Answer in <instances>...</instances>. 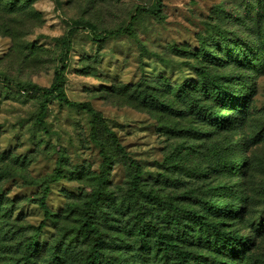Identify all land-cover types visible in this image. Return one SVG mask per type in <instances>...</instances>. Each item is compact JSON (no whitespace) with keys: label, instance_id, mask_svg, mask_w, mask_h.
I'll return each mask as SVG.
<instances>
[{"label":"rangeland","instance_id":"1","mask_svg":"<svg viewBox=\"0 0 264 264\" xmlns=\"http://www.w3.org/2000/svg\"><path fill=\"white\" fill-rule=\"evenodd\" d=\"M154 3L35 0L29 14L0 15V155L5 153L0 160V264H21L31 238L40 244L38 257L45 247L64 243V252L73 255L62 264H84L90 237L80 231L82 208L98 184L103 156L91 137L92 115L83 103L101 112L126 152L141 165L145 194L189 213L158 206L143 195L131 197L133 168L114 154L107 170L108 196L97 214L106 257L116 264H150L141 257L146 249L134 218L139 208L144 205L145 220L156 229L173 234L186 226L193 235L198 230L194 215L205 214L207 200L231 202L237 208L233 217L207 216L225 232L245 238L246 247L240 250L244 257L236 264H264V0H163L160 15L136 14L139 6ZM135 14L134 36L97 37L96 33L128 25ZM10 26L13 37L6 33ZM69 30L74 33L62 64L64 87L75 104L52 95L43 128L35 123L41 92L28 89L29 84L52 83L60 64L61 38ZM224 37L233 41V49L245 50L244 63L217 51L216 43ZM209 53L217 56L218 65L210 64ZM198 68L227 75L224 83L232 76V103L222 111L229 117L224 131L188 112L172 117L116 94L123 84H160L154 90L160 99L184 110L189 98L177 91L200 82ZM220 145L225 147L222 158L237 160L231 174L212 156ZM10 155L17 160L7 159ZM59 160L63 176L51 181ZM200 168L205 175L197 178L193 172ZM42 181L50 186V217L38 204ZM214 186L219 187L210 191ZM147 238L154 240L152 233ZM195 250L203 256L196 264H235L207 252L201 243Z\"/></svg>","mask_w":264,"mask_h":264},{"label":"trees","instance_id":"2","mask_svg":"<svg viewBox=\"0 0 264 264\" xmlns=\"http://www.w3.org/2000/svg\"><path fill=\"white\" fill-rule=\"evenodd\" d=\"M35 0H0V15L4 17L17 15V14H29L33 11V4ZM163 0H155V3L150 7L139 6L137 8L136 14L139 13H151L155 15H160L162 10ZM132 17L130 23L126 26H119L117 28L104 30L103 34H97V37L107 38L119 36L122 34H128L134 36L136 34L133 22L137 15ZM8 22V21H7ZM92 28L96 26L90 23ZM13 27L6 28V33L13 37L12 31ZM74 30H69L62 38V50L60 54V64L54 69V78L49 86H38L36 84H29L30 90H37L41 92V98L39 110L37 112V117L35 123L37 125L46 128L45 116L47 113V101L54 95L60 101L66 103L67 105H74L75 102L70 100L68 97L64 83H65V65L62 64L68 57V52L70 50L71 36ZM233 41L229 40L227 37L220 42L216 43L217 51H222L227 54L234 61L240 62L242 64V57L246 52L241 46L233 49L231 47ZM208 59L210 64L218 65V58L214 53L208 54ZM200 74V82L198 84H193L194 88L188 86L184 88L180 86L177 93L182 94L184 98L188 97L189 102L187 104V109L185 106L184 110H179L174 108L170 103H166L161 100L160 97L154 92L155 89H160V84L158 86H149L147 83L130 86L123 84L116 88V94L125 95L130 98V101H135L139 103L140 106L158 109L162 113L168 114L172 117H182V114L188 112L193 117L200 118L204 123L213 127L214 130L224 131L227 129L229 123V117H227L222 111L229 106L232 96L234 95V90L229 86L231 77L224 83V79H227V75L216 76L212 74L209 70L204 68H198ZM196 85V86H195ZM167 87V86H166ZM180 88H184L181 90ZM171 91L175 92V89L169 88ZM190 91V92H189ZM186 96V97H185ZM82 107L86 108L87 111L92 115V128L91 137L98 143L100 147V153L103 156V161L100 164L101 172L98 176L97 186L88 194L82 208L83 223L80 227V231L85 236V238L90 237V247L86 253L84 264H116L111 258L106 257L104 254L105 240L103 238V233L97 224V214L102 211L103 201L108 196V190L106 187L107 183V170L114 160V154L121 156V159L129 164L133 168V176L130 180L129 195L135 199L143 195L146 198L151 199L152 203L158 206H163L170 210L183 212L184 215H189L186 211L181 210L177 205L173 204L169 200L162 199L155 194H145L142 189V168L141 165L134 160L125 150L124 146L120 143L116 132H114L105 122L100 111L93 108L89 103L81 104ZM106 135V137L104 136ZM212 153V156L216 158V163L227 173L231 174L234 169V165L237 160L231 158H222L221 152L225 150L223 145L217 147ZM4 154L0 155V160L3 159ZM12 158V160H17L14 156L10 155L7 159ZM22 160L20 163H23ZM215 168H218L215 164ZM205 170V169H204ZM200 169H195L194 174L197 178L205 175V171ZM63 176L62 161L57 162V166L54 172L50 175L51 181H57ZM43 182V181H42ZM219 186H214L210 188L211 190H216ZM50 193V186L45 181L43 182L42 193L40 198H38V204L43 209L45 216L50 217L52 215L49 207L47 206L46 199ZM205 208V214H195L194 215V225L198 226L196 234L191 235L186 226H181L178 222H174L173 226H181L183 232H180L179 228L175 229L173 234H167L165 231L156 229V227L145 220V209L142 205L138 212H136L134 218L138 223V235L140 237L141 247L146 249V253L142 254V259L144 262H149L150 264H196L203 257L202 254H196V250L201 243L207 249V252H215L218 256L224 259L229 258V262H234L236 264L237 259H242L240 257V250L246 247V240L241 235L235 232H225L221 229L219 222H215L207 217L208 215H213L214 218L223 217H233L238 214L237 208L231 202H220L217 201H207L203 200ZM172 226V227H173ZM195 226V227H196ZM194 227V226H193ZM192 227V228H193ZM152 233V238H147ZM191 236H190V235ZM5 235V233H4ZM196 239V241H195ZM191 240L193 242L188 243ZM40 244H36V238H31L25 245L24 251H22V263L21 264H50L53 260L59 259V264L64 263L68 257L73 255L71 252H64L68 249V244L61 243L56 248H51L50 246L44 248V253L41 256H37V251L40 249ZM50 248V249H49ZM71 251V250H70ZM144 251V250H142ZM204 259L208 262V258L204 256ZM203 259V263H205ZM67 263V262H66ZM233 264V263H231Z\"/></svg>","mask_w":264,"mask_h":264}]
</instances>
